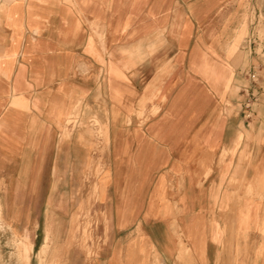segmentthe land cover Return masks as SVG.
<instances>
[{
  "label": "crops",
  "instance_id": "1",
  "mask_svg": "<svg viewBox=\"0 0 264 264\" xmlns=\"http://www.w3.org/2000/svg\"><path fill=\"white\" fill-rule=\"evenodd\" d=\"M255 4L0 0L2 216L65 235L102 162L108 241L92 264H264Z\"/></svg>",
  "mask_w": 264,
  "mask_h": 264
},
{
  "label": "rangeland",
  "instance_id": "2",
  "mask_svg": "<svg viewBox=\"0 0 264 264\" xmlns=\"http://www.w3.org/2000/svg\"><path fill=\"white\" fill-rule=\"evenodd\" d=\"M255 1L256 4L248 11V18L252 23L250 37L253 40L257 38L255 48L259 54H263L264 0ZM95 125L98 127L97 130L99 135H101L100 137H103L101 141L104 142L106 139H104L103 131L99 129L97 120H95ZM106 171H104L103 165H101L97 171H94V176L90 171L89 175L85 178L87 185L85 186L84 199L77 210L73 211L70 219V228L65 235H51L48 232L46 233V223L43 218L40 219L37 230L32 233L29 232L32 239L30 264L39 263L38 253L40 248L46 243L45 239L47 235L50 238L47 243L50 249H48V254L44 261L45 264H81L82 262L92 264L102 256L108 239L106 233H101L103 231L101 227L105 225V231H107L108 218L101 216L97 207L99 187L96 184L93 185V181L94 183L97 181L102 182L104 176L108 174ZM73 210H75L74 207ZM3 219L6 224L0 229V264H19L15 256L16 244L19 243L18 234L25 232L12 227L7 219L4 217Z\"/></svg>",
  "mask_w": 264,
  "mask_h": 264
},
{
  "label": "bare ground",
  "instance_id": "3",
  "mask_svg": "<svg viewBox=\"0 0 264 264\" xmlns=\"http://www.w3.org/2000/svg\"><path fill=\"white\" fill-rule=\"evenodd\" d=\"M156 109L157 108L154 107L152 109V111H151V114L153 112H154V114L157 113L158 110H156ZM76 116H77V113H75V117ZM75 117L73 119L74 121H70L68 123V125H74V123H75ZM97 122L99 123V129L102 130V127H101L100 122L98 120H97ZM101 138H103V137H101ZM100 165H103V163L101 162ZM106 172L108 173V171H106ZM108 175L109 174H107V175L104 176L102 182H99V184H96L99 187V190L100 189H104V186L106 185V183L108 181ZM4 224H6V222L4 221V219H3L2 215H1V211H0V229L3 227ZM18 236H19V243L16 244L17 246H16V251H15V254H16L15 256L17 258V261H18L19 264H30L31 253H32V239H31V235L26 232V233H23V234H18ZM45 240H46V243L42 246V248H40V251L38 253V261H39L38 264H45L44 261L46 259L47 254H48V249H50L49 246H48V244H47L48 241L50 240L49 235H47V237H46Z\"/></svg>",
  "mask_w": 264,
  "mask_h": 264
},
{
  "label": "built area",
  "instance_id": "4",
  "mask_svg": "<svg viewBox=\"0 0 264 264\" xmlns=\"http://www.w3.org/2000/svg\"><path fill=\"white\" fill-rule=\"evenodd\" d=\"M248 78L251 81V86L248 88V97L247 100L245 101L243 107H244V113H243V118L245 123L248 125L252 119L253 116V111L252 107L254 102L257 101V95H255V91L261 89L260 86V74L257 72V70L251 72L248 75Z\"/></svg>",
  "mask_w": 264,
  "mask_h": 264
}]
</instances>
